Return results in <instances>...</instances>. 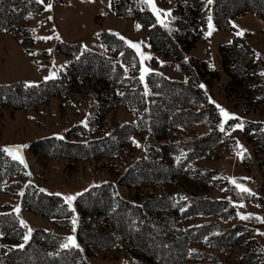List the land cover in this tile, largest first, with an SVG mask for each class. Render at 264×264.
<instances>
[{
	"label": "rangeland",
	"instance_id": "rangeland-1",
	"mask_svg": "<svg viewBox=\"0 0 264 264\" xmlns=\"http://www.w3.org/2000/svg\"><path fill=\"white\" fill-rule=\"evenodd\" d=\"M200 2L203 31L175 60L110 0H0V149L27 145L24 163L0 151V214L22 231L11 247L31 229L92 247L89 264H264V16L211 17L206 36L213 0H154L163 24L145 5L170 30ZM126 41L151 57L143 81ZM224 46L239 64L223 63ZM217 105L239 117L223 132ZM92 211L111 238L94 236Z\"/></svg>",
	"mask_w": 264,
	"mask_h": 264
},
{
	"label": "trees",
	"instance_id": "trees-1",
	"mask_svg": "<svg viewBox=\"0 0 264 264\" xmlns=\"http://www.w3.org/2000/svg\"><path fill=\"white\" fill-rule=\"evenodd\" d=\"M110 10L113 14L119 17L130 18L136 24L146 28L150 48L152 50L162 49L163 53L172 54L175 60H181V56L178 57L181 51L199 37L203 31L205 22L202 17L204 8L201 2L196 5L195 9H189L186 14L173 16L168 23L171 27L170 30L158 24L147 6L141 3L140 0H110ZM182 10L180 9L177 13H182ZM246 10L260 13L264 16V0H213L210 15L214 19L215 26H219L221 24V22L218 23L219 20L240 14ZM116 44L119 43L116 41ZM230 48L232 47L224 46L221 48V60L227 64H239L241 55L239 52L236 53V50ZM183 64L180 61L179 66H183ZM166 116V112L163 110V119ZM161 161L166 165L164 158ZM77 198L79 200L80 196ZM79 203L76 201L75 204L79 209L78 219L80 220L86 212ZM107 209V207H104L100 210L106 213ZM133 210L140 214L138 207H134ZM95 212H91L95 216L90 219V221L92 220L90 223L95 225L94 236L97 238H111L109 234L112 232L113 227L111 220L107 218L108 215L105 216L106 219H103V222V220L99 221L95 219ZM149 230L147 228L146 231V227L144 229L146 233L151 234L158 244H161L160 249H162L161 241ZM140 231L137 233L132 232V234L137 235L141 247L150 251L149 248L145 247L146 244L143 242L142 237L138 238L140 237L139 233H144L142 229ZM0 240L5 244L4 249L0 250V264H89L88 259L93 256L94 252V249L88 247V245L82 250L60 248L58 237L40 230H34L27 243L24 242L22 244V248L11 247L10 244L12 243L22 242L21 228L15 216L11 213L0 214ZM79 240L82 241L83 239ZM151 253V256L154 258V252L151 251Z\"/></svg>",
	"mask_w": 264,
	"mask_h": 264
},
{
	"label": "snow or ice",
	"instance_id": "snow-or-ice-1",
	"mask_svg": "<svg viewBox=\"0 0 264 264\" xmlns=\"http://www.w3.org/2000/svg\"><path fill=\"white\" fill-rule=\"evenodd\" d=\"M37 2L38 3H42V0H37ZM140 2L143 3V4H146L149 8H151L152 12L157 17V21L163 24V20L161 19V10L157 8L156 4L154 3V0H140ZM207 2L210 4V3H212V0H207ZM50 8H51V5H48L46 10H48ZM170 14H171L170 12H165L164 13L165 16H168ZM139 27H140V25H137V29H139ZM208 27H209V31L206 33V36L211 35V32L214 30L213 25H212L211 16H209V18H208ZM57 38H59V37H57ZM38 39H52V37H38ZM120 39H124V38L123 37H120ZM126 43L128 44L129 47L134 48L136 50L137 54L140 56V61H141L140 80L143 81L145 79V76L150 72V69H148L147 67L144 66L143 61L148 60V59H151V57L150 56H147L143 52H141L140 45L139 44H134V43H132L130 41H126ZM121 55H123V53ZM77 59H79V57H77ZM261 75H264V73H261ZM53 78H55V74L54 73L50 74V76L49 77H46L45 79L47 80V79H53ZM31 86H33V85H31V84L26 85V87H31ZM200 87L203 88L204 85H200ZM210 102H212V101H210ZM217 108H219L220 115L223 117V121L220 124V130L223 132V131H225L224 124L228 120H230V119H239V117H235L233 114L228 113L224 108L220 107L219 105H217ZM82 123H84V126L85 127L87 126L86 122H82ZM235 128H239V129L243 130V124H237L235 126ZM235 128L233 130H235ZM57 138L58 139H63V137H57ZM136 146L139 147L138 144ZM21 147H27V145L15 146V147H4L3 149H0V151H3L4 153H7L8 155H10L12 157V159L19 160L20 163H24L22 156H20L18 154ZM240 147H241V150L242 151H241V153L239 155L241 156V159H243V151L244 150H243V147L242 146H240ZM231 182L233 184H235L236 187L238 189H240L241 192L251 194L250 193V190L248 188H246V187H244L242 185L237 184L235 180H232ZM41 191H44V190L41 189ZM57 195H59V194H57ZM79 195H82V194L81 193H77L76 196H67V197H64L66 203L69 204V207L70 208H71V202L74 201L76 199V197L79 196ZM239 206L240 207H243L244 205L241 204ZM16 211L18 212L19 209L17 208ZM238 215L240 216V219H242V220L249 218L248 216L241 215L239 213H238ZM257 219H259L262 223H264V218L257 217ZM20 223H21V226L27 227L26 224H25V222L23 220H21ZM75 223H76L75 218H73V225H74L73 230H75ZM30 234H31V229H29L28 230V234H26L24 236L25 243H27V241L29 240ZM67 239L70 242L71 246H73V247H76L77 246L74 237H71L70 236ZM68 246H69V244L63 245V247H68ZM20 247L22 248L23 245H20Z\"/></svg>",
	"mask_w": 264,
	"mask_h": 264
}]
</instances>
